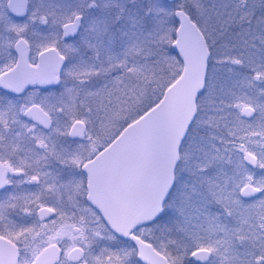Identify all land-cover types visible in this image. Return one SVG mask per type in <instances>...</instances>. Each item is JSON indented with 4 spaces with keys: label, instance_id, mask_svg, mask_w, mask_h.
Returning <instances> with one entry per match:
<instances>
[{
    "label": "snow or ice",
    "instance_id": "snow-or-ice-1",
    "mask_svg": "<svg viewBox=\"0 0 264 264\" xmlns=\"http://www.w3.org/2000/svg\"><path fill=\"white\" fill-rule=\"evenodd\" d=\"M0 264H264V0H0Z\"/></svg>",
    "mask_w": 264,
    "mask_h": 264
}]
</instances>
